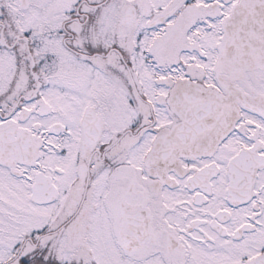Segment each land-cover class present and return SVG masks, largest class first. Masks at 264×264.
I'll use <instances>...</instances> for the list:
<instances>
[{"label": "snow or ice", "instance_id": "6c2138e0", "mask_svg": "<svg viewBox=\"0 0 264 264\" xmlns=\"http://www.w3.org/2000/svg\"><path fill=\"white\" fill-rule=\"evenodd\" d=\"M0 264H264V0H0Z\"/></svg>", "mask_w": 264, "mask_h": 264}]
</instances>
